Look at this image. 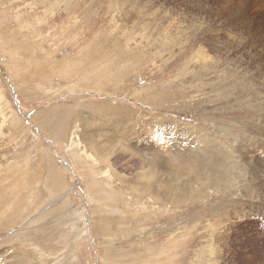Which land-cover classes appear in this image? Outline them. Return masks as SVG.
Here are the masks:
<instances>
[{"label": "rangeland", "instance_id": "374dc122", "mask_svg": "<svg viewBox=\"0 0 264 264\" xmlns=\"http://www.w3.org/2000/svg\"><path fill=\"white\" fill-rule=\"evenodd\" d=\"M0 251L264 264V0H0Z\"/></svg>", "mask_w": 264, "mask_h": 264}, {"label": "bare ground", "instance_id": "6f19581e", "mask_svg": "<svg viewBox=\"0 0 264 264\" xmlns=\"http://www.w3.org/2000/svg\"><path fill=\"white\" fill-rule=\"evenodd\" d=\"M208 129V128H207ZM59 177V176H58ZM58 177H56L55 178V181H56V184H55V189L56 190H59L60 188H58L57 189V185L61 182V181H59V179H58ZM240 180V179H239ZM180 189H182V190H184V191H186L185 189H183V188H180ZM177 192H179V193H177L176 195V198H174L173 199V201H175V202H179V203H182V202H184V201H187V199H189V197H191V196H189V194H187V192H186V194H185V192L183 193V191H181V190H179V188L176 190ZM164 192H167V191H164ZM192 195V194H191ZM252 195V194H251Z\"/></svg>", "mask_w": 264, "mask_h": 264}, {"label": "crops", "instance_id": "0c3cea01", "mask_svg": "<svg viewBox=\"0 0 264 264\" xmlns=\"http://www.w3.org/2000/svg\"><path fill=\"white\" fill-rule=\"evenodd\" d=\"M48 181H49V177H48ZM60 185H62V184H59L58 186H60ZM0 253H3L2 251H0Z\"/></svg>", "mask_w": 264, "mask_h": 264}]
</instances>
